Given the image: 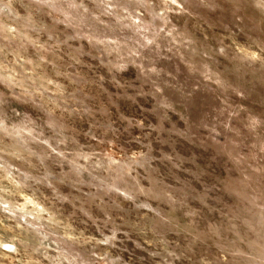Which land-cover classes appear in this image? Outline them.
<instances>
[{
  "label": "rangeland",
  "instance_id": "1",
  "mask_svg": "<svg viewBox=\"0 0 264 264\" xmlns=\"http://www.w3.org/2000/svg\"><path fill=\"white\" fill-rule=\"evenodd\" d=\"M0 264H264V0H0Z\"/></svg>",
  "mask_w": 264,
  "mask_h": 264
}]
</instances>
